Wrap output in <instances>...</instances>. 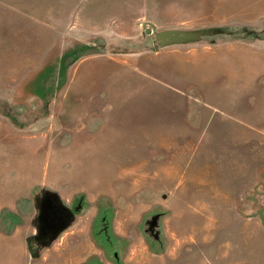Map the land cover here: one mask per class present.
<instances>
[{"label":"rangeland","instance_id":"obj_1","mask_svg":"<svg viewBox=\"0 0 264 264\" xmlns=\"http://www.w3.org/2000/svg\"><path fill=\"white\" fill-rule=\"evenodd\" d=\"M0 264H264V0H0Z\"/></svg>","mask_w":264,"mask_h":264}]
</instances>
